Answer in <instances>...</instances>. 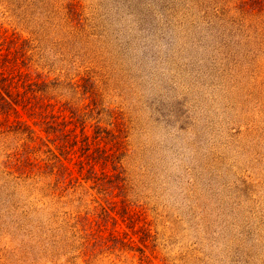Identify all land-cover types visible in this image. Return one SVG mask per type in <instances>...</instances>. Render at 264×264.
<instances>
[{"label":"rangeland","instance_id":"rangeland-1","mask_svg":"<svg viewBox=\"0 0 264 264\" xmlns=\"http://www.w3.org/2000/svg\"><path fill=\"white\" fill-rule=\"evenodd\" d=\"M0 264H264V0H0Z\"/></svg>","mask_w":264,"mask_h":264}]
</instances>
